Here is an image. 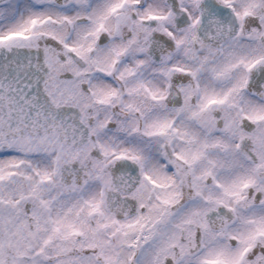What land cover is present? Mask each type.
Listing matches in <instances>:
<instances>
[{
    "label": "snow or ice",
    "instance_id": "6c2138e0",
    "mask_svg": "<svg viewBox=\"0 0 264 264\" xmlns=\"http://www.w3.org/2000/svg\"><path fill=\"white\" fill-rule=\"evenodd\" d=\"M0 264H264V0H0Z\"/></svg>",
    "mask_w": 264,
    "mask_h": 264
}]
</instances>
